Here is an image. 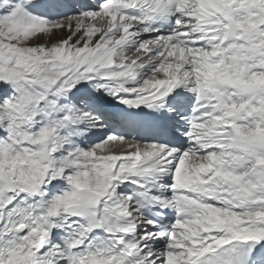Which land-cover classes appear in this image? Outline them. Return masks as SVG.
<instances>
[{"label":"snow or ice","instance_id":"obj_1","mask_svg":"<svg viewBox=\"0 0 264 264\" xmlns=\"http://www.w3.org/2000/svg\"><path fill=\"white\" fill-rule=\"evenodd\" d=\"M0 264H264V0H0Z\"/></svg>","mask_w":264,"mask_h":264}]
</instances>
